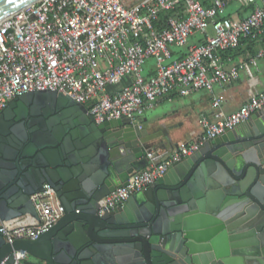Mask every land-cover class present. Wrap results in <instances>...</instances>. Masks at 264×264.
Masks as SVG:
<instances>
[{"label":"water","instance_id":"1","mask_svg":"<svg viewBox=\"0 0 264 264\" xmlns=\"http://www.w3.org/2000/svg\"><path fill=\"white\" fill-rule=\"evenodd\" d=\"M34 1L0 0V20ZM95 101L37 89L4 108L0 116L16 119L24 105L43 106L47 128L39 135L43 127L30 120L28 137L14 126L0 130V220L38 218L31 195L45 182L66 211L36 239L11 242L0 230V264H12L19 249L41 260L50 249L63 252L77 264H264V107L99 213L100 199L143 169L149 150L177 144L147 118L142 126L121 117L97 122Z\"/></svg>","mask_w":264,"mask_h":264},{"label":"built area","instance_id":"2","mask_svg":"<svg viewBox=\"0 0 264 264\" xmlns=\"http://www.w3.org/2000/svg\"><path fill=\"white\" fill-rule=\"evenodd\" d=\"M230 2L252 7L245 15L227 13ZM172 13L163 20L162 11ZM264 30V0H36L0 20V114L9 101L31 90L54 89L77 101H94L89 111L97 122L124 118L140 123L148 108L174 93L213 94V109L200 117L203 132L170 149H151L148 163L131 173L99 201V213L123 204L147 188L176 160L191 154L210 137L222 134L264 107V90L253 92L236 110L226 113L216 85L238 79L264 60V47L247 60L225 66L221 53ZM192 37V38H191ZM194 40V43L191 41ZM174 47L186 51L174 57ZM155 72L145 74L148 60ZM39 217L28 214L0 220L8 241L38 238L65 213L57 189L45 182L31 195ZM12 264L31 261L14 251ZM3 264L5 262L3 261Z\"/></svg>","mask_w":264,"mask_h":264},{"label":"crops","instance_id":"3","mask_svg":"<svg viewBox=\"0 0 264 264\" xmlns=\"http://www.w3.org/2000/svg\"><path fill=\"white\" fill-rule=\"evenodd\" d=\"M232 11H237L243 16V12L239 9ZM263 47L264 30L257 36L243 38L238 47L222 52L221 59L225 66H229L247 60L251 54H255ZM252 71L251 75L242 69L238 79L223 86L216 85L215 92L224 96L226 113L236 110L248 100L251 93L264 90V60H260L259 66L253 67ZM161 107L166 109L156 111ZM212 109L213 94L207 90H198L191 96L174 93L171 100L167 97L160 98L152 108L145 111L141 120L143 124L150 122L158 129L168 128L171 143L178 144L184 140H193L203 132L199 122L200 117L205 112H211Z\"/></svg>","mask_w":264,"mask_h":264},{"label":"flooded vegetation","instance_id":"4","mask_svg":"<svg viewBox=\"0 0 264 264\" xmlns=\"http://www.w3.org/2000/svg\"><path fill=\"white\" fill-rule=\"evenodd\" d=\"M44 110H45V107L43 106L42 107L37 106V107L30 108L29 106L24 105L19 110V116H21L19 118L6 119L5 116L2 115L0 116V130L6 132L9 130L10 126H14L16 130L21 134V136L28 137L30 134L29 130L31 128V126L29 125L30 120L33 122L32 125L42 126V127L47 125L45 117H43L41 114L43 113ZM37 111H39L40 113L35 114V115L31 114L32 112H37ZM6 113L10 115L11 111L6 110ZM46 128L43 127V129H39L38 127L37 133H39V135L46 133ZM9 139L10 138L8 137L5 138L7 142H12V140L10 139L9 141ZM46 256L47 258L42 260L46 264H77L74 258H72L68 254L63 253V252L54 253L50 249L46 253Z\"/></svg>","mask_w":264,"mask_h":264},{"label":"trees","instance_id":"5","mask_svg":"<svg viewBox=\"0 0 264 264\" xmlns=\"http://www.w3.org/2000/svg\"><path fill=\"white\" fill-rule=\"evenodd\" d=\"M203 3L205 4H209V0H202ZM250 5H248L245 2H230L228 7H227V13H230L232 10L235 9H239L241 10L243 13V15L245 14V12H247V10H249V8L251 9L252 5L249 7ZM172 13V11L169 10H164L160 13L159 18L165 20L167 19V17ZM243 40V39H242ZM241 40V41H242ZM186 51L185 47H174L173 48V55L174 57H179L181 56V54L183 52ZM145 74L146 75H151L155 72L154 69V60L152 58H150L145 66Z\"/></svg>","mask_w":264,"mask_h":264},{"label":"rangeland","instance_id":"6","mask_svg":"<svg viewBox=\"0 0 264 264\" xmlns=\"http://www.w3.org/2000/svg\"><path fill=\"white\" fill-rule=\"evenodd\" d=\"M124 1H125L127 4H132V3L137 2L138 0H124ZM209 1H210V0H209ZM248 5L251 6V4H248ZM250 6H249V7H250ZM249 9H250V8H249ZM191 38H192V37H191ZM191 43H194V40H192ZM161 109H162V110H163V109H166V107L158 108L156 111H161ZM149 113H150V112H149ZM28 259H29V260H36V261L42 262L41 259H37L36 257H34V256L31 255V254H29Z\"/></svg>","mask_w":264,"mask_h":264}]
</instances>
